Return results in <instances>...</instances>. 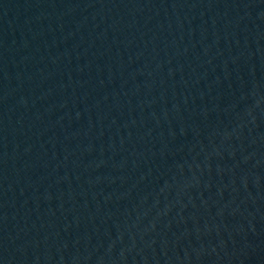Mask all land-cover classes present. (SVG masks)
Listing matches in <instances>:
<instances>
[{
  "label": "water",
  "instance_id": "obj_1",
  "mask_svg": "<svg viewBox=\"0 0 264 264\" xmlns=\"http://www.w3.org/2000/svg\"><path fill=\"white\" fill-rule=\"evenodd\" d=\"M0 264H264V0H0Z\"/></svg>",
  "mask_w": 264,
  "mask_h": 264
}]
</instances>
